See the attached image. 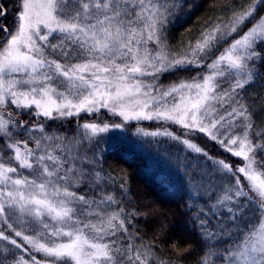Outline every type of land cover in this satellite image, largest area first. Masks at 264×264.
I'll list each match as a JSON object with an SVG mask.
<instances>
[{"label":"snow or ice","instance_id":"1","mask_svg":"<svg viewBox=\"0 0 264 264\" xmlns=\"http://www.w3.org/2000/svg\"><path fill=\"white\" fill-rule=\"evenodd\" d=\"M191 7L14 0L9 25L0 0V264H184L192 246L173 241L168 258L145 241L100 167L101 134L133 121L160 125L134 135L184 153L193 264H264V122L245 95L264 67V0L231 7L173 50L167 25Z\"/></svg>","mask_w":264,"mask_h":264},{"label":"trees","instance_id":"2","mask_svg":"<svg viewBox=\"0 0 264 264\" xmlns=\"http://www.w3.org/2000/svg\"><path fill=\"white\" fill-rule=\"evenodd\" d=\"M187 2L192 5L191 9L186 14L172 19L167 25L166 36L173 50L180 49L189 40L194 42L208 22L217 17L227 19L231 7L239 10L246 6L248 0H187ZM5 5L9 8L6 22L10 25L12 8ZM199 72L201 69H194L186 78H191ZM260 73L259 80L245 92L258 125L264 122V112L260 111L264 108V67L260 69ZM253 99L256 101L255 104L252 103ZM84 119L94 120L93 117ZM103 119L109 123L113 120L110 116ZM115 120L119 122L118 117ZM137 127L152 131L160 125L155 122L133 121L125 130L110 129L109 132L102 133L98 149L101 153L100 167L114 177L111 186L121 194L125 210L137 214L134 223L140 236L148 242L156 238L157 250L162 249L168 258L176 256L170 246L173 241L178 242L177 247L180 248L191 245L193 254L180 259L184 264H193L197 258L195 250L199 247L200 239L193 224L195 213L187 207L189 201L182 171H178L177 157L184 153L180 152V145L167 138H144L134 135ZM168 127L174 132L180 131L176 126ZM206 149L211 154L212 146L208 145ZM121 183L124 184L123 190L120 187ZM195 206L203 205L198 203Z\"/></svg>","mask_w":264,"mask_h":264},{"label":"rangeland","instance_id":"3","mask_svg":"<svg viewBox=\"0 0 264 264\" xmlns=\"http://www.w3.org/2000/svg\"><path fill=\"white\" fill-rule=\"evenodd\" d=\"M2 2L4 4H7L9 6H11L13 3H14V0H2ZM223 49H221L222 51ZM178 129V128H177ZM179 130V129H178ZM202 147L206 148L208 145H211L212 146V149H210V152L213 156H222L226 159L229 160V162H232V163H239L240 161L237 160V158H234V157H230L229 154H226V153H222L221 150L219 149V147L217 145H214L212 144L211 142L207 141L204 139V141L202 142L201 140H198L197 141ZM214 154H213V153Z\"/></svg>","mask_w":264,"mask_h":264}]
</instances>
